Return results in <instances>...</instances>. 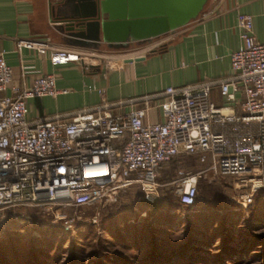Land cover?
<instances>
[{
	"label": "built area",
	"instance_id": "built-area-1",
	"mask_svg": "<svg viewBox=\"0 0 264 264\" xmlns=\"http://www.w3.org/2000/svg\"><path fill=\"white\" fill-rule=\"evenodd\" d=\"M237 28L241 43L230 53V72L222 78L115 102L90 85L88 90L101 96L98 105L42 121L28 119L27 102L55 98L60 92L54 76L13 85L0 51V211L111 203L132 186L153 203L165 186L157 182L160 168L178 155L209 158L205 170L177 172L172 183L183 206L195 204L198 179L208 173L249 189L239 196L241 206H249L252 193L264 188V42L255 39L250 16L240 15ZM16 46L47 53L52 66L80 63L84 56L39 40ZM213 88L218 106L210 100ZM152 100H158L160 120L144 123ZM139 103L143 107H136ZM63 216L67 231L71 220Z\"/></svg>",
	"mask_w": 264,
	"mask_h": 264
},
{
	"label": "crops",
	"instance_id": "crops-1",
	"mask_svg": "<svg viewBox=\"0 0 264 264\" xmlns=\"http://www.w3.org/2000/svg\"><path fill=\"white\" fill-rule=\"evenodd\" d=\"M56 2L0 0V51L11 68V84L29 86L38 76L53 75L55 87L60 92L55 98L30 99L27 108L31 121H42L55 114H72L98 105L101 96L96 91H89L90 85L103 89L104 98L115 102L156 94L169 86L193 85L226 76L230 72L229 55L241 43L237 28L240 15L251 17L255 39L264 42V0H210L200 16L186 26L142 46L131 44L122 50L63 43L49 11L50 5ZM21 40H39L54 49L94 56L108 50L113 55L108 56V62H105L106 57L97 56L100 60L92 63L52 66L47 53L40 55L28 49L18 51L16 45ZM151 50L155 52L149 53ZM141 56H145L143 61L124 63L126 59ZM90 65L98 67L90 69ZM63 90L66 93H61ZM211 97L220 99L216 88L211 90ZM157 103L158 100L149 102L150 109L144 123L160 120ZM136 107H143V104H136ZM122 110L125 111L124 108ZM159 172L157 181L164 185Z\"/></svg>",
	"mask_w": 264,
	"mask_h": 264
},
{
	"label": "rangeland",
	"instance_id": "rangeland-1",
	"mask_svg": "<svg viewBox=\"0 0 264 264\" xmlns=\"http://www.w3.org/2000/svg\"><path fill=\"white\" fill-rule=\"evenodd\" d=\"M110 55H113V53L108 52V50L101 52L100 55L95 54V56L94 54L84 53L82 58L84 61L82 62L92 63L98 61L100 58H97V56L106 57V62ZM210 100L216 106L221 104L218 98L211 97ZM208 165V157L201 162L199 157L196 156L182 157L180 160H171L166 163L159 172V178L165 185L160 188L162 190L160 196L164 195L171 200H177L178 196L174 193V184L172 183L177 172L183 170L188 173H195L205 170ZM234 183L235 181L232 178L219 177L212 173H208L206 178L200 177L198 179L195 206L190 211L180 210L174 212L176 218L173 228L177 229L181 221L191 216L187 220H191L198 225L201 224L199 220L210 222L211 219H214L215 224L213 227L206 230L207 236H210L212 231H215L217 236L226 234L231 237L233 234H238V231L246 224V220L250 219L249 210L260 199L262 200L260 210L263 212L264 188L256 189L252 193V202L244 208L240 204L239 196L244 192H250V190L235 188ZM136 189V186H132L120 192L114 202H103L81 208L53 206L49 209L36 207L3 209L0 211V241L6 242L7 237L11 239L13 249L17 251L19 257L28 255L31 249L43 250L51 256H57L59 264L66 263L67 258L73 257L74 253L87 254L91 250L100 251L101 245L107 249V252L116 251L125 258L131 252L140 256L134 244L136 235H140L139 230L141 227L137 230L138 233H133L131 237L127 236L128 233L125 228H130V225L140 226L146 222L147 213L143 212L136 219L131 218L130 221L124 220L132 216L130 215L132 208L134 210L137 208L134 207L133 202L138 198ZM216 195L221 201L220 204L216 202L217 205L212 201ZM218 205L222 207L215 210ZM206 214H209L208 218ZM61 215L71 220V228L67 231L64 229V219L60 218ZM261 232L264 233V230ZM123 242L128 246H124ZM213 250L211 249V251ZM2 253L11 257V252L6 244L3 248H0V254ZM88 261L89 258L86 257L85 263H88Z\"/></svg>",
	"mask_w": 264,
	"mask_h": 264
},
{
	"label": "trees",
	"instance_id": "trees-1",
	"mask_svg": "<svg viewBox=\"0 0 264 264\" xmlns=\"http://www.w3.org/2000/svg\"><path fill=\"white\" fill-rule=\"evenodd\" d=\"M182 157L185 156L180 155L172 160H180ZM136 190L138 198L133 202L134 207L137 208L135 210L132 208L133 210H130L132 216L124 220L130 221L143 212L147 213L146 222L140 226L130 225V228H125L127 236L131 237L133 233L137 234V230L141 227L140 235H136L134 244L140 256L131 252L125 258L116 251L107 252V249L101 245L100 251L91 250L87 254L74 253L73 257L67 258L64 264H264V233L261 232L264 230V210L263 212L260 210L261 199L249 210L250 219L246 220V224L238 234H233L231 237L226 234L217 236L215 231H212L211 235L207 236L206 230L213 227L214 219L210 222L199 220L201 224L198 225L187 220L190 219L189 216L180 222L177 229L173 228L176 218L174 212L190 211L195 204L186 207L180 203L179 198L171 200L164 195L155 202L148 203L140 190L138 188ZM212 201L215 205L216 202L218 204L221 202L217 195ZM221 207L218 205L215 210ZM206 215L208 218L209 214ZM5 241H0V248L6 244L11 257L4 253L0 254V264H59L57 256H51L43 250L31 249L28 255L19 257L17 251L13 249V241L8 237ZM123 245L128 246L124 242ZM86 257L89 258L88 263H85Z\"/></svg>",
	"mask_w": 264,
	"mask_h": 264
},
{
	"label": "water",
	"instance_id": "water-1",
	"mask_svg": "<svg viewBox=\"0 0 264 264\" xmlns=\"http://www.w3.org/2000/svg\"><path fill=\"white\" fill-rule=\"evenodd\" d=\"M210 0H59L50 5L67 45L122 50L173 33L196 20ZM151 50L149 53H153ZM145 56L124 63L143 61ZM90 69L98 66H89Z\"/></svg>",
	"mask_w": 264,
	"mask_h": 264
}]
</instances>
